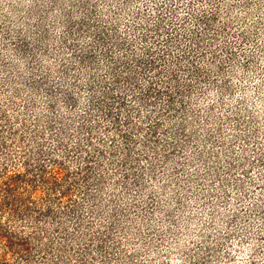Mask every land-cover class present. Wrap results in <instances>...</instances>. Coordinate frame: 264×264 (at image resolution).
<instances>
[{
	"label": "rangeland",
	"instance_id": "1",
	"mask_svg": "<svg viewBox=\"0 0 264 264\" xmlns=\"http://www.w3.org/2000/svg\"><path fill=\"white\" fill-rule=\"evenodd\" d=\"M0 264H264V0H0Z\"/></svg>",
	"mask_w": 264,
	"mask_h": 264
}]
</instances>
